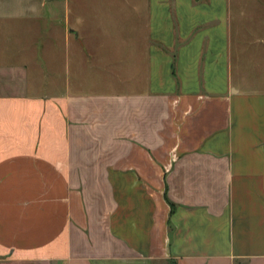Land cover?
I'll list each match as a JSON object with an SVG mask.
<instances>
[{"label":"crops","instance_id":"crops-1","mask_svg":"<svg viewBox=\"0 0 264 264\" xmlns=\"http://www.w3.org/2000/svg\"><path fill=\"white\" fill-rule=\"evenodd\" d=\"M121 1L0 0V264H264V76L212 5Z\"/></svg>","mask_w":264,"mask_h":264},{"label":"rangeland","instance_id":"rangeland-1","mask_svg":"<svg viewBox=\"0 0 264 264\" xmlns=\"http://www.w3.org/2000/svg\"><path fill=\"white\" fill-rule=\"evenodd\" d=\"M112 1L114 0H100L102 3L100 9L108 10L107 7L105 9L103 7L105 4L113 3ZM123 1L119 3L126 4L128 0ZM201 1H204L205 5H212L215 10L217 8L221 14V18L213 22L212 27L221 25L230 28L234 72L239 68L238 72L242 71L241 75L247 74L254 78L264 76V0H200L199 3ZM40 2L42 3V0H9L10 5L7 10L27 9L31 5L30 3L35 4V9L38 10L42 9L39 5ZM130 3L138 2L132 0ZM36 5L38 6L36 7ZM113 8H109V10ZM111 14V11H107V16L104 19L110 20L111 24H114L117 18L111 17ZM119 20L124 22V18H119ZM126 20L127 24L132 25L146 24L150 26L151 24L150 17H143L139 21L136 16L129 14Z\"/></svg>","mask_w":264,"mask_h":264}]
</instances>
